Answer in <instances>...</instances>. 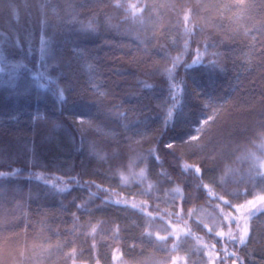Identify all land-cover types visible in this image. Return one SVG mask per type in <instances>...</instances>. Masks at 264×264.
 I'll list each match as a JSON object with an SVG mask.
<instances>
[{"label": "trees", "instance_id": "trees-1", "mask_svg": "<svg viewBox=\"0 0 264 264\" xmlns=\"http://www.w3.org/2000/svg\"><path fill=\"white\" fill-rule=\"evenodd\" d=\"M0 33L23 65L0 73V172L22 170L0 179V264H72L73 247L76 264H209L206 245L264 264V207L245 245L222 221L264 194H244L264 172V0H0Z\"/></svg>", "mask_w": 264, "mask_h": 264}, {"label": "snow or ice", "instance_id": "snow-or-ice-1", "mask_svg": "<svg viewBox=\"0 0 264 264\" xmlns=\"http://www.w3.org/2000/svg\"><path fill=\"white\" fill-rule=\"evenodd\" d=\"M116 6H118V4ZM53 11H55V10H53ZM187 15L188 14H186V17H185L186 19H187ZM44 23H46V21H44ZM84 30L85 31L93 30L92 23L89 22L86 26H84ZM185 30L188 31V32L192 31V29H189V28H186ZM0 35H2V33H0ZM39 44H40V55H41V58L43 59V57L48 53L50 41L48 39H46L45 35H41V37L39 39ZM18 46H19V43H18ZM185 47H187V44H185ZM29 51H32V49L30 48ZM178 60H179V57L175 58V60L173 61V64L175 65V63ZM193 63H197V61H193ZM0 65H2V66H0V73L5 72V66H4V63H3V58H0ZM22 66L23 65H21V64H10V65H8V68H7L8 75L11 78H14L15 73ZM167 71H168L169 76H171L172 69H168ZM39 76L43 77V73H40ZM40 87H45V85L42 84V85H40ZM150 87H152V86L145 84V88L146 89L150 88ZM171 87L173 89H178L179 85L178 84H173V85H171ZM101 95H103V93ZM174 95H175V93H174ZM59 99L61 101H63L65 99V97L63 95V92H61L59 94ZM177 106H178V97H177L176 100L173 101L171 107H169L168 110H167L165 121H164L165 125H167L169 123V121L172 120V117H173V111L172 110H173V108H176ZM10 118L13 119V120L16 119L15 116L10 117ZM78 119H79V121H80V123L82 125L87 123V121H85L82 117H78ZM211 119H212V117H209V120H211ZM209 120H204L203 124L207 126L208 123H209ZM197 131H203V129H197ZM259 135L264 137V131L260 132ZM201 139H202V137H200L198 135H192V136H189L188 143H193V142L199 143V141ZM164 147L169 149V150H173V149H175L176 144L173 143V142H170V143L165 144ZM261 148H264V144H261ZM155 151L156 150H154V149H149V155L152 156L154 160L159 161L161 164H163V161L160 159V157L158 155H155ZM180 167H181V175H183L185 170H187L189 168H192V166H190L188 164H183ZM260 167L264 168V160H261ZM21 171H22L21 169H13V170H11L9 172H0V179H4V178H9L10 179L12 177H15V176L19 175V173ZM192 171L194 172V174H202V169L199 166H195L194 168H192ZM32 175L36 176L37 179H41L42 178L41 176H39L38 174H35V173H33ZM141 175H143V173H141ZM257 175L259 176L258 182L256 184H254L251 188H249L247 190V192L244 193L245 195H253V190L254 189H259V191L261 193H264V172L257 171ZM197 178L199 179L200 177L197 176ZM97 187H100V186L97 185ZM198 187L203 188V189H207V185H198ZM67 190H68L67 187H62V188L59 189V191H61V192H64V191H67ZM175 191L177 193H179L180 190H179V188H177ZM236 195L238 196L239 192ZM217 199H222V198L221 197H217ZM105 202L109 203L111 201H105ZM114 203L121 204V203H127V202L126 201L117 200ZM246 203H247V206H249L250 209H256L257 211H259V208L257 207V205H260L261 207H264V195L254 196L253 199L247 200ZM227 206L228 207H232L231 204H228ZM132 207H136V205L133 204ZM240 207H243V206H240ZM236 210L239 211V208H237ZM249 215H251V213H249ZM233 219H234L235 224H236V230L238 232V235L233 234V230L231 228H229L228 233H227V238L229 240L233 241V242L238 241L239 244L245 245L246 241H249L251 239L250 226H249V224L247 222V217L244 218V223L243 224H241V221H240L239 218H233ZM4 230H6V229L0 228V231H4ZM95 231H96V229L93 228L92 232L94 233ZM116 231L118 232L119 228H117ZM209 231H211V229H209ZM85 235H86V238H87V236H90L91 233H88V234H85ZM148 235H150V234H148ZM216 235L217 236H224L225 233L223 231H221V232L216 233ZM10 239H11L10 236L0 235V245L7 244ZM92 239H93V243L91 245H89L90 249L96 247L94 236L92 237ZM159 239L160 240H164L165 237H159ZM75 242H76L75 240L70 241V242H65L64 246L67 247L69 243H75ZM78 251L79 250L77 248L73 247V248H71V250L68 253H65V255L69 259H72V264H76V260L74 259V257L77 255ZM225 252H227V249H225ZM82 254L83 253L81 251L80 255H82ZM216 255L219 256L220 254L217 253ZM231 255L236 257V259L233 260V264H242L241 258L239 257V255L237 253L233 252ZM113 258L116 259L115 256ZM224 258H227V257H224ZM90 259H91V257H90ZM95 264H99V260L98 259L95 261ZM171 264H177L176 258H172ZM210 264H215V260H210Z\"/></svg>", "mask_w": 264, "mask_h": 264}, {"label": "rangeland", "instance_id": "rangeland-1", "mask_svg": "<svg viewBox=\"0 0 264 264\" xmlns=\"http://www.w3.org/2000/svg\"><path fill=\"white\" fill-rule=\"evenodd\" d=\"M0 58H3V62H6V65H9V64H12L13 62L7 57V55L5 54V52H3L2 49H0ZM2 66V65H0ZM176 186V185H175ZM264 195V194H262ZM259 196V195H258ZM251 200V199H249ZM247 202V201H246ZM242 203L240 205H236L234 207V209L230 212V213H227V215H225V219L222 220L224 223L226 221V230H227V233H228V230L229 228H231L233 230V234H236L238 235V232L236 230V224H235V221L233 218H239L240 221H241V224L244 223V218L247 217V222L249 224L250 222V217L252 215V213L255 211V209H250L249 206H247V203ZM240 206H243V207H240ZM258 208H261L260 205H257ZM239 208V211H237L236 209ZM249 213H251V215H249ZM197 216H200L202 218V216H207L205 213L203 212H197L196 214ZM203 222H205L207 225H209L210 227H212L213 225L216 226V230L217 232H221V231H224V226L222 224H219V223H216L214 221H217L219 222L220 220H213V221H210V220H207L205 218H202ZM205 246V245H204ZM206 251H207V256H208V259H209V264H210V260H214V256H215V252H214V249L211 245H206ZM177 264H184L183 263V260L181 262L178 261Z\"/></svg>", "mask_w": 264, "mask_h": 264}]
</instances>
